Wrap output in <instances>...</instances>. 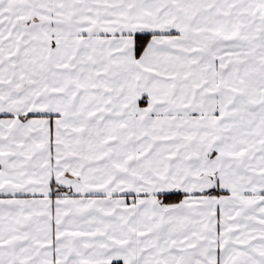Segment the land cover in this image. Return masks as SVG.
I'll use <instances>...</instances> for the list:
<instances>
[{
    "label": "snow or ice",
    "instance_id": "snow-or-ice-1",
    "mask_svg": "<svg viewBox=\"0 0 264 264\" xmlns=\"http://www.w3.org/2000/svg\"><path fill=\"white\" fill-rule=\"evenodd\" d=\"M0 264H264V0H0Z\"/></svg>",
    "mask_w": 264,
    "mask_h": 264
}]
</instances>
